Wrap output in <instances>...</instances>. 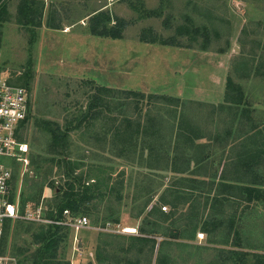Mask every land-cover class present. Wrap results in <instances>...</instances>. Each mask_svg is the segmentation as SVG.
<instances>
[{
  "label": "rangeland",
  "instance_id": "1",
  "mask_svg": "<svg viewBox=\"0 0 264 264\" xmlns=\"http://www.w3.org/2000/svg\"><path fill=\"white\" fill-rule=\"evenodd\" d=\"M33 2L23 15L24 0H0V71L32 104L14 197L47 218L67 208L65 192L90 197L74 210L90 225L56 230L48 253L50 225L15 221L0 264H264V202L220 194L264 177V154L248 172L241 163L264 153V0ZM102 12L109 27L127 22L122 39L91 34ZM229 78L239 104L225 102ZM97 87L116 92L96 104ZM181 116L198 127L194 145Z\"/></svg>",
  "mask_w": 264,
  "mask_h": 264
},
{
  "label": "built area",
  "instance_id": "2",
  "mask_svg": "<svg viewBox=\"0 0 264 264\" xmlns=\"http://www.w3.org/2000/svg\"><path fill=\"white\" fill-rule=\"evenodd\" d=\"M31 94L24 85L14 84L0 71V255L7 226L19 220L41 221L55 228L87 229L86 215L65 209L62 214L44 217L41 209L21 210L13 190L14 168L29 163V145L21 132L31 115ZM10 161V163H8ZM167 211V207H163ZM1 259V256H0Z\"/></svg>",
  "mask_w": 264,
  "mask_h": 264
},
{
  "label": "trees",
  "instance_id": "3",
  "mask_svg": "<svg viewBox=\"0 0 264 264\" xmlns=\"http://www.w3.org/2000/svg\"><path fill=\"white\" fill-rule=\"evenodd\" d=\"M24 1L26 4L22 8L21 12L23 13V15L24 14L26 15L28 13V10L30 11V9H31V7H29L28 4H32V2L35 0L30 1V2H28L26 0H24ZM5 13H6V8L4 6L0 7V23H2L4 21L3 15ZM151 15L156 16V13L152 12ZM108 23H110V22H109V17L106 13L102 12L99 15L91 17V19H90V32H91V34L93 36L102 37V38H111L113 40L122 39L123 38V32H124L125 28L127 27V22L122 20V19L117 18V19H115V25L114 26L109 27ZM186 32L189 33L188 30H186ZM141 41L148 42V43H155L157 40L156 39H142ZM163 44L169 45V46H175L176 45V43L173 41L165 42ZM96 89H97L96 93L93 96L94 102L96 104H99L102 101L101 97H103V94H110V97H112V93L116 92L115 90H113L111 88H106V87H97ZM235 91H238V96L234 95ZM241 93H242L241 86L235 85L233 80L231 78H229L228 82H227L225 102L230 104V105L239 104L241 99H242ZM121 94H123V95L126 94L128 96H132L133 98H135V97L144 98L145 97L144 94H140V93L133 92V91H123V92H121ZM148 98H151L153 100L161 98V99H165V100H168L170 102L179 104V99L172 98V97L149 95ZM178 126H179V129L183 131V134L181 136L185 138V144L194 145L196 139H201L200 138L201 135L197 131L198 127L193 126L191 124V122H189L184 116H181V119L179 121ZM51 132L55 137V142H56L55 146H59L60 144L65 143V141H66L65 135H63L62 133L57 132V131H51ZM261 153L264 154L263 152H259V151H254V152L245 151L244 154H251L250 157H248V159H247V157H245V161H244V159L241 160L242 161L241 163L246 167L245 168L247 170L246 172L251 170V166H250L251 164H248L249 163L248 160L249 159L260 160ZM260 161L255 162V165L260 166ZM255 165H253V166H255ZM250 183H251L250 187L249 186H240V185L235 186V185H230L227 183H222L220 194H225L224 192H228L231 194V196L236 197L238 199H241L243 201L256 202V203L264 202V177L262 178V177L258 176L257 174H255V176L252 177V181ZM70 188H72V187H70ZM242 193L247 195L248 197L241 195ZM65 195L67 197H69V200L67 202V208H64L63 210L69 209L75 214H78L74 211L77 208V206H76L77 201H79V200L85 201L88 198H90V197H86L84 200L83 199H77L75 197V195H73L72 193L69 194L68 192H65ZM162 214H164V213H162ZM12 224L13 223H10L7 226L4 241H3V247L1 250V254H2V251L4 249V243H5L7 231L9 230V228L11 227ZM50 228L52 230H54V232H51L50 236L52 237V239L48 242L45 250L48 253L49 252L55 253V250H56L58 243H59L58 240L56 238H54L56 236L55 231L58 229H61V228H55V227H51V226H50Z\"/></svg>",
  "mask_w": 264,
  "mask_h": 264
}]
</instances>
